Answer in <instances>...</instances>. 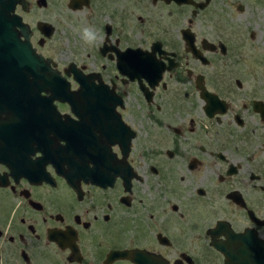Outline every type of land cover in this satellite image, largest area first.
<instances>
[{
  "label": "flooded vegetation",
  "instance_id": "1",
  "mask_svg": "<svg viewBox=\"0 0 264 264\" xmlns=\"http://www.w3.org/2000/svg\"><path fill=\"white\" fill-rule=\"evenodd\" d=\"M193 1L15 0L38 60L0 104V264H224L218 223L264 240V4ZM76 26L68 53L40 49Z\"/></svg>",
  "mask_w": 264,
  "mask_h": 264
},
{
  "label": "water",
  "instance_id": "2",
  "mask_svg": "<svg viewBox=\"0 0 264 264\" xmlns=\"http://www.w3.org/2000/svg\"><path fill=\"white\" fill-rule=\"evenodd\" d=\"M175 1L178 3L204 4V2L197 3L193 0ZM14 2L15 0H0V104L9 100L8 94L16 95L12 89L21 86L17 78L20 76L18 71L22 63L26 59L38 60L37 57H31L32 54H35V50L30 45L28 35L25 34L24 38H21L18 32L12 30L13 24L23 27L17 16L10 13ZM9 21H12V24H9ZM41 23L45 24L44 22ZM204 97L208 104L218 100L216 96L209 95L207 92L204 93ZM217 226L212 228L211 241L215 248L224 254V264H264V240L256 237L250 230L243 233H233L226 226L224 228L223 224L219 225L218 223ZM218 232H224L226 238L222 240L215 238V233ZM250 233L251 238H248ZM239 241L240 244L235 246L234 243ZM109 255L130 257L136 264H168L160 254L146 249L118 250L110 252Z\"/></svg>",
  "mask_w": 264,
  "mask_h": 264
},
{
  "label": "rangeland",
  "instance_id": "3",
  "mask_svg": "<svg viewBox=\"0 0 264 264\" xmlns=\"http://www.w3.org/2000/svg\"><path fill=\"white\" fill-rule=\"evenodd\" d=\"M247 1L250 4H264V1L263 0H260V1H258V0H245V2L248 4ZM51 2L53 3V0H51ZM216 3L223 5V0H220L219 2H216L215 1V4ZM41 10H43L45 12H42ZM247 10L249 12V9H247ZM53 11H54V9L51 7V5H49L45 9H42V7L39 8V7H37L34 4L33 8L30 10V12L28 14H26V17H27V20H29L32 24H34V22H35L36 19H45V20L53 21V15H54ZM246 14H247V12H246ZM261 14H264V13H261ZM254 16H251V17H254ZM66 28L65 27L58 28L57 29V32L55 34H53V35H51V36H49V37H47L45 39L44 45H42L40 47V49L43 52H48V53H52V54L57 55V53H56V44L58 42L59 43V52L60 53H68V48H70L72 46V42L74 40V37L73 36H75L76 39H77V37H78L77 36V32H80L81 26H76V28L72 30V33L71 34L69 33V29L68 28L66 29ZM63 31H65V32H63ZM72 34H73V36H72ZM262 47L264 48V46H262ZM253 63L255 64V61H253ZM252 67H254V66H252ZM261 75H262L261 86H262V89L264 91V71H263V69L261 70ZM228 84H229L228 81L227 80H224L222 78H221L220 84L217 83V85H219L218 87L220 88L221 91H223L224 94L226 93V94L230 95L232 89L230 87H228ZM255 195H256V193H255ZM252 199H254V198H252ZM257 199H258V197L256 198V200ZM263 211H264V207H263ZM204 215H207V213H204ZM207 217L205 218V220L207 219ZM213 221H214V219L212 221H210V222L212 223ZM174 240H175L176 243H178V245H180L179 244L180 243V237L178 235L174 236ZM206 240H208L207 237H205V241ZM149 247L152 248L153 247L152 244L151 245L149 244ZM206 252H208V254H210V253L215 254L214 250H212L211 248L205 247L203 249V251L201 249L200 252H197V255H198L199 261L201 263L208 262V264H210V262H209V255H207ZM194 253L196 255V252H194ZM164 254L169 259H171L174 256H177L178 255V253L177 252H174V251H172V252H164ZM216 263L217 264H221V258H217Z\"/></svg>",
  "mask_w": 264,
  "mask_h": 264
},
{
  "label": "clouds",
  "instance_id": "4",
  "mask_svg": "<svg viewBox=\"0 0 264 264\" xmlns=\"http://www.w3.org/2000/svg\"><path fill=\"white\" fill-rule=\"evenodd\" d=\"M82 35L86 43L92 44L97 40V35L90 28H83Z\"/></svg>",
  "mask_w": 264,
  "mask_h": 264
}]
</instances>
